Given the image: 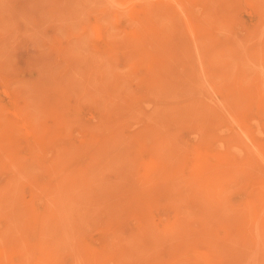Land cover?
I'll return each instance as SVG.
<instances>
[{"label": "rangeland", "instance_id": "374dc122", "mask_svg": "<svg viewBox=\"0 0 264 264\" xmlns=\"http://www.w3.org/2000/svg\"><path fill=\"white\" fill-rule=\"evenodd\" d=\"M132 1L0 0V264H264V0Z\"/></svg>", "mask_w": 264, "mask_h": 264}, {"label": "bare ground", "instance_id": "6f19581e", "mask_svg": "<svg viewBox=\"0 0 264 264\" xmlns=\"http://www.w3.org/2000/svg\"><path fill=\"white\" fill-rule=\"evenodd\" d=\"M132 1V0H131ZM115 2V1H114ZM133 2V1H132ZM246 2V1H245ZM134 3V2H133ZM212 4V3H211ZM247 4V3H246ZM3 6V5H2ZM117 6V5H116ZM127 6V5H126ZM162 8V7H161ZM163 10V9H162ZM194 10V9H193ZM253 12V11H252ZM73 18V17H72ZM96 22V21H95ZM157 23V22H156ZM76 27V26H75ZM96 29H97V27H96ZM77 32V31H76ZM96 33V32H95ZM51 37V36H50ZM97 37V36H96ZM217 38V37H216ZM261 38V37H260ZM261 62V61H260ZM238 64V63H237ZM261 65V64H260ZM201 72V71H200ZM207 73V72H206ZM257 73V72H256ZM65 81V80H64ZM203 81V80H202ZM240 86V85H239ZM253 87V86H252ZM173 89V88H172ZM259 90L260 89H258L257 91L259 92ZM257 96V95H256ZM262 96V95H261ZM260 97V96H259ZM121 109V108H120ZM109 114V113H108ZM238 120V119H237ZM152 122V121H151ZM23 125V124H22ZM114 125V124H113ZM20 126H18L17 128H19ZM23 127H24V125H23ZM22 127V128H23ZM22 128H20V129H22ZM22 130H24V128L22 129ZM25 131V130H24ZM23 132V131H22ZM25 133V132H24ZM26 134H28V135H32V134H30V132H29V130L28 129H26ZM24 135V134H23ZM31 138V137H30ZM30 140V139H29ZM34 140V139H33ZM35 141V140H34ZM249 141V140H248ZM32 142V141H31ZM34 143V142H33ZM121 144V143H120ZM218 146V145H217ZM111 147V146H110ZM116 147V146H115ZM125 147V146H124ZM254 147V146H253ZM160 148V147H159ZM256 148H258V147H256ZM161 149V148H160ZM197 149V148H196ZM199 151H200V149H198ZM163 151V150H162ZM261 150H259V152H260ZM57 152V151H56ZM117 152V151H116ZM154 152V151H153ZM192 152V154H194L193 152H195V150L193 151H191ZM198 151H196V153H197ZM258 152V153H259ZM199 153V152H198ZM201 153V152H200ZM200 153L198 154L199 156L196 158V162H195V173H196V175H199L200 177L202 176V175H205L206 174V172H207V168H206V164L208 163V155H206V153L204 152V155L203 154H201L200 155ZM161 154V153H160ZM261 154V153H260ZM114 155V154H113ZM196 155V154H195ZM195 155H194V157H195ZM254 155V154H253ZM23 156V155H22ZM190 157V156H189ZM194 157H192L193 159H194ZM191 158V157H190ZM25 159V158H24ZM163 159V158H162ZM192 159V160H193ZM253 159V158H252ZM164 160V159H163ZM189 162H191V160L189 161ZM261 162V161H260ZM179 163V162H178ZM191 163H193V161L191 162ZM219 163V162H218ZM146 164V163H145ZM171 165V164H170ZM180 165V164H179ZM141 166V165H140ZM148 166V165H147ZM191 169H192V167H190ZM191 169H187V171H189L190 172V170ZM105 170V169H104ZM121 172V171H120ZM189 172H188V174H189ZM149 173V172H148ZM194 173V174H195ZM193 173H191V175H192ZM119 175V174H118ZM190 175V176H191ZM196 175L194 176L195 177V179H196ZM143 176V175H142ZM190 178V177H189ZM132 179V178H131ZM167 179V178H166ZM192 180H193V177L191 178ZM202 179V177L199 179V180H201ZM191 180V181H192ZM250 180H255V179H250ZM256 180H258V179H256ZM240 181V180H239ZM141 182V181H140ZM207 183H208V181H207ZM248 182H245L244 184H247ZM251 184H252V182H251ZM250 184V185H251ZM262 183H260L259 184V186L261 185ZM206 185V184H205ZM204 185V186H205ZM202 187V186H201ZM243 187V186H242ZM244 187H245V185H244ZM255 187H257V186H255ZM261 188H260V192H259V196H258V207H257V205L255 206L254 204V209H256L258 212H260V211H262V212H264L263 210H264V182H263V185L262 186H260ZM195 188V187H194ZM241 188V187H240ZM253 188V187H252ZM197 189V188H196ZM203 189H205V187L203 188ZM208 189V188H207ZM207 189H206V191H207ZM256 189V188H255ZM199 191H200V189H198ZM250 190H252V189H250ZM257 190V189H256ZM183 192V191H182ZM257 192V191H256ZM208 194V193H207ZM254 194H255V191H254ZM258 194V193H257ZM256 194V195H257ZM217 195H220V194H217ZM207 196V195H206ZM252 196H254L255 197V195H252ZM219 197V196H218ZM220 198V197H219ZM226 198V197H225ZM256 198V197H255ZM246 199H248V198H246ZM252 199H253V197H252ZM251 199V200H252ZM249 200V199H248ZM213 201H214V199H213ZM250 201V200H249ZM246 202V201H245ZM252 202H254L255 203V201H252ZM218 203V202H217ZM251 203V202H250ZM249 203V204H250ZM252 204V203H251ZM230 207V206H229ZM246 207V206H245ZM248 207V206H247ZM231 208V207H230ZM250 208H252L251 206H250ZM250 208L248 209V210H250ZM227 209V208H226ZM243 209V208H242ZM231 210V209H230ZM246 210V209H245ZM252 211V210H251ZM254 211V210H253ZM252 211V212H253ZM251 212V213H252ZM261 212V213H262ZM228 214V213H227ZM225 215H226V213H225ZM248 215V214H247ZM254 215V214H253ZM264 214H260V215H258L259 217L261 216H263ZM255 216V215H254ZM254 216H252V217H254ZM245 218V217H244ZM239 219H241V218H239ZM254 219H255V217H254ZM257 219H258V217H257ZM256 219V220H257ZM261 219V218H260ZM260 219H258V221L260 220ZM228 220V219H227ZM250 220V219H249ZM253 220V219H252ZM244 220H242V222H243ZM246 221V220H245ZM244 221V222H245ZM241 222V223H242ZM257 222V221H256ZM246 223H248V222H246ZM255 223V222H254ZM260 223V222H259ZM52 224V223H51ZM243 224V223H242ZM256 224V223H255ZM258 224V223H257ZM256 224V225H257ZM252 225H254V224H252ZM256 225H255V231H256ZM258 227H260L259 225H258ZM258 227H257V229H258ZM251 229H253L252 227H250ZM258 231V230H257ZM256 231V232H257ZM259 232H260V229H259ZM238 235V234H237ZM178 237V236H177ZM179 238V237H178ZM208 238V237H207ZM196 245V244H195ZM236 245V244H235ZM131 250V249H130ZM148 252V251H147ZM257 253V252H256ZM60 254V253H59ZM144 255V254H143ZM257 257V256H256ZM42 264H43V262H42Z\"/></svg>", "mask_w": 264, "mask_h": 264}]
</instances>
